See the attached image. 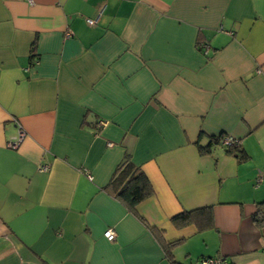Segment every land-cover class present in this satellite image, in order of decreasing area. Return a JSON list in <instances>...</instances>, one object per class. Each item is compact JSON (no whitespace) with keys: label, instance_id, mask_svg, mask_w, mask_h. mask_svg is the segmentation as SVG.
<instances>
[{"label":"crops","instance_id":"0c3cea01","mask_svg":"<svg viewBox=\"0 0 264 264\" xmlns=\"http://www.w3.org/2000/svg\"><path fill=\"white\" fill-rule=\"evenodd\" d=\"M220 136L244 158L201 152ZM127 153L134 210L108 188ZM261 208L264 0H0V264H264Z\"/></svg>","mask_w":264,"mask_h":264},{"label":"trees","instance_id":"16d2710c","mask_svg":"<svg viewBox=\"0 0 264 264\" xmlns=\"http://www.w3.org/2000/svg\"><path fill=\"white\" fill-rule=\"evenodd\" d=\"M225 137L226 136H220L218 138L211 137L207 145H201L199 143L201 152L207 153L211 151L214 143H222L223 145L222 141ZM223 146H225L228 151L235 152L239 158H244V149L239 139L234 138L233 143ZM108 188H112L115 195L132 210H134L140 202L153 194V187L149 178L144 170L133 162L129 153L125 155L123 160L116 167L108 184ZM261 210L264 212L263 208H261ZM258 216L259 213L255 215L256 219L260 222H264V218L260 219ZM173 222L179 225L194 223L198 225L200 229H203L213 222L212 208L202 207L193 211L182 212L173 217ZM178 243L179 242H171L165 246L166 257L172 264H181L175 260L172 250Z\"/></svg>","mask_w":264,"mask_h":264},{"label":"built area","instance_id":"2783aa9c","mask_svg":"<svg viewBox=\"0 0 264 264\" xmlns=\"http://www.w3.org/2000/svg\"><path fill=\"white\" fill-rule=\"evenodd\" d=\"M32 2V0H29ZM103 8L99 10V16L102 14ZM90 24H94L97 22V19L95 18H89L87 20ZM69 35V33H68ZM206 49L207 45H205ZM207 51V50H206ZM105 122L104 121H100L99 125H104ZM17 128H18V132H17V136L13 139H11L10 141H8V146L12 149H17L19 148V146L21 145V143L24 141L27 133L25 131V129L23 128V126L17 122ZM234 137L233 136H226L223 139V145H230L231 143H233ZM41 169L46 170L48 169L47 166H42ZM105 236L107 239L109 240H114L117 236V232L114 229H107L105 231ZM197 264H230L226 258L218 256V257H203L201 259H199L197 261Z\"/></svg>","mask_w":264,"mask_h":264}]
</instances>
